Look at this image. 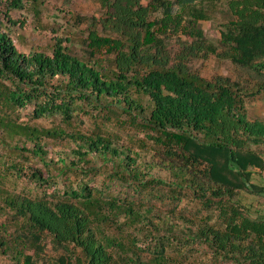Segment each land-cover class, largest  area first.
Returning a JSON list of instances; mask_svg holds the SVG:
<instances>
[{
  "label": "trees",
  "instance_id": "1",
  "mask_svg": "<svg viewBox=\"0 0 264 264\" xmlns=\"http://www.w3.org/2000/svg\"><path fill=\"white\" fill-rule=\"evenodd\" d=\"M99 2L98 15L78 17L90 22L89 61L59 38L52 54L22 53L9 27L16 22L0 12V79L10 82L0 88V102L13 109L33 104V118L63 123L39 127L0 115L5 143L19 156H0V166L20 177L28 169L30 181L53 188L42 197L1 191L21 225L20 242L34 251L24 264H200L195 253L209 256L207 264H264V123L246 112L248 97L264 95V0ZM0 3L22 6V0ZM215 20L218 45L201 28ZM211 55L230 60L248 85L191 71L190 62ZM86 104L110 120L125 113L153 143L150 156L116 134L73 126ZM48 141L73 148L55 160ZM26 152L47 172L21 162ZM95 159L140 197L111 196L84 178L75 185L70 175L95 170ZM59 179L63 190L53 187ZM187 199L196 210L182 207ZM49 245L58 253L53 258Z\"/></svg>",
  "mask_w": 264,
  "mask_h": 264
},
{
  "label": "rangeland",
  "instance_id": "2",
  "mask_svg": "<svg viewBox=\"0 0 264 264\" xmlns=\"http://www.w3.org/2000/svg\"><path fill=\"white\" fill-rule=\"evenodd\" d=\"M0 12L8 13L16 25L10 24L11 36L15 41L17 48L24 54H29L33 51L45 52L52 54L56 40L63 39L64 45L72 54L89 61L91 60V52L87 47L86 39L88 37V29L90 22H80L79 16L91 17L98 15L100 12L99 0H38L34 3L32 0H22L20 8H14L10 5L0 3ZM220 18L221 14H217ZM2 19V16H0ZM219 20L201 22V28L204 30L205 36L208 41L218 45L221 38V27ZM6 30V29H5ZM173 44L175 40H173ZM173 48V47H172ZM177 48V47H175ZM221 49H219V52ZM101 57L105 61V66L110 65L107 62V57ZM189 67L192 72L199 76L212 80L216 77H227L233 81L242 82L247 86V79L230 60L220 59L216 56H209L207 59H197L190 62ZM4 85H10L9 81L0 79V88ZM86 106H88L86 104ZM86 112H80L74 120L73 126L84 133L103 132L116 134L120 138V142L134 147L136 151L147 154L150 150L154 149L153 143L145 138V134L136 130L128 123V116L122 113L119 121L116 119L110 120L106 112L94 110L93 107L88 106L85 108ZM34 105L28 104L25 108H7L5 104L0 102V115L8 117L12 120H17L19 123H26L36 125L39 127L50 128L54 125L63 124L61 117H45L41 119L33 118ZM246 112L249 120L260 121L264 123V95L258 94L247 98ZM5 131L0 128V156L5 155L7 158L19 157L17 152L9 151L10 146L5 143ZM6 140V141H5ZM9 141V140H8ZM47 148L50 156L55 160L61 152H70L72 146L66 142H53L48 141ZM145 154V155H146ZM150 156L149 154H147ZM21 162L28 164L47 172L41 161L31 158L28 160V153L20 158ZM29 161V162H28ZM102 160L95 159L93 163L95 170L89 173H73L70 175L72 182L77 185L81 178L90 183L91 187H98L105 189L111 195L122 199L139 198L140 196L134 194V191L127 184H123L119 180L112 178V170L109 165L102 166ZM55 170H53V173ZM25 176L20 177L14 171H7L4 167L0 166V238L5 241L7 246L0 247V264H24V255L34 256V251L29 249L25 243L20 242L19 235L21 234L20 227L16 216L4 206L2 190H9L22 196L42 197L44 192H51L49 187L37 186L28 179V169L25 170ZM79 174V175H77ZM157 177L161 176L166 178V173L160 172L158 169L153 171ZM84 175H86L84 177ZM63 190V184L59 179L58 185L53 187ZM4 197V196H3ZM150 197V196H149ZM147 197V201L149 199ZM144 199L138 201L143 204ZM151 204L155 206L157 211L165 212L163 206L158 199H151ZM182 207H189L191 210H196L197 205L189 199L184 200ZM181 242H184L183 240ZM4 251V253H3ZM171 255H177L178 250L171 249ZM49 258H53L58 253L53 252L52 245H49L46 251ZM194 260L200 264H207L211 258L204 253L193 254ZM36 264H44L42 261L35 260ZM50 259L47 260V263ZM223 264H230L225 263Z\"/></svg>",
  "mask_w": 264,
  "mask_h": 264
},
{
  "label": "built area",
  "instance_id": "3",
  "mask_svg": "<svg viewBox=\"0 0 264 264\" xmlns=\"http://www.w3.org/2000/svg\"><path fill=\"white\" fill-rule=\"evenodd\" d=\"M263 177H264V171H262Z\"/></svg>",
  "mask_w": 264,
  "mask_h": 264
}]
</instances>
